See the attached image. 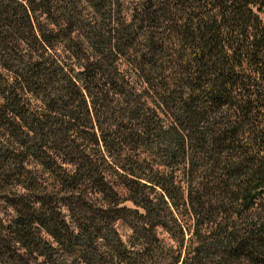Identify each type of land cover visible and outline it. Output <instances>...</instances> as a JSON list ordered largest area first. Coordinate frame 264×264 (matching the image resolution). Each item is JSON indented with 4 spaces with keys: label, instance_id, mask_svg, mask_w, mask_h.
Segmentation results:
<instances>
[{
    "label": "trees",
    "instance_id": "trees-1",
    "mask_svg": "<svg viewBox=\"0 0 264 264\" xmlns=\"http://www.w3.org/2000/svg\"><path fill=\"white\" fill-rule=\"evenodd\" d=\"M264 0H0V264H264Z\"/></svg>",
    "mask_w": 264,
    "mask_h": 264
},
{
    "label": "rangeland",
    "instance_id": "rangeland-1",
    "mask_svg": "<svg viewBox=\"0 0 264 264\" xmlns=\"http://www.w3.org/2000/svg\"><path fill=\"white\" fill-rule=\"evenodd\" d=\"M261 17L263 18V20H264V14H261Z\"/></svg>",
    "mask_w": 264,
    "mask_h": 264
}]
</instances>
